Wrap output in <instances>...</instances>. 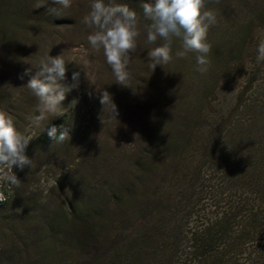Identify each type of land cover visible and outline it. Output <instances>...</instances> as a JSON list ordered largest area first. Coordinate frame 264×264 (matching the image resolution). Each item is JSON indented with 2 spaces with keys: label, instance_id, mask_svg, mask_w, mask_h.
I'll use <instances>...</instances> for the list:
<instances>
[{
  "label": "rangeland",
  "instance_id": "1",
  "mask_svg": "<svg viewBox=\"0 0 264 264\" xmlns=\"http://www.w3.org/2000/svg\"><path fill=\"white\" fill-rule=\"evenodd\" d=\"M116 2L140 11L149 0ZM262 3L205 0V8L217 14L208 37L249 31L248 19ZM68 4L65 8L63 0H0V110L7 111L17 128L32 137L26 149L31 167H13L19 184L10 186V170L0 169V264L64 263L67 249L61 240L65 227L57 212L69 200L95 199L102 207V219L119 228L123 221L140 222L154 211L157 197L168 184L162 181L170 178L172 169H167L170 174L164 171L161 159L184 157L186 164L179 169L188 172L187 163L202 153L198 147L206 137L208 90L206 72L194 69L195 53L151 70L147 52L156 45L146 43L141 27L128 67L129 79L124 86L117 84L103 50L88 44L89 29L81 22L88 0H68ZM178 47L179 41H174L173 50ZM47 54H62L66 61L64 79L58 81L62 88L73 83V71L79 69L83 77L78 88L65 93L55 113L60 116H46L39 126H30L37 100L23 86L37 70L32 66ZM227 55L237 59L236 53ZM219 67L213 66L217 74ZM25 69L30 70L27 76ZM234 69L233 75L237 73ZM231 82H221L216 109L232 104L236 88ZM102 91L110 94L116 106V120L111 117L110 101L102 96L100 103ZM52 126L57 131L50 137L47 132ZM193 127L198 134L188 140ZM61 132L66 139H58ZM182 132L181 143L176 148L169 146L170 137ZM151 152L152 160L146 164L144 157ZM202 192L206 198V188ZM144 206L149 208L144 211ZM199 208H205L206 217V201Z\"/></svg>",
  "mask_w": 264,
  "mask_h": 264
},
{
  "label": "trees",
  "instance_id": "2",
  "mask_svg": "<svg viewBox=\"0 0 264 264\" xmlns=\"http://www.w3.org/2000/svg\"><path fill=\"white\" fill-rule=\"evenodd\" d=\"M248 20L249 31L207 37L212 47L206 137L198 147L202 153L187 163L191 170L180 171L184 157L161 159L164 171H172L162 181L168 184L157 206L138 223L121 222V228L102 219L95 199L61 204L57 213L67 249L62 264H264V62H256L264 3ZM229 53L237 59L226 57ZM223 80L232 81L236 91L229 107L216 109ZM196 134L191 128L188 140ZM183 137L185 132L170 137L169 146L176 148ZM151 153L144 157L146 164ZM205 201L206 217L205 208H199Z\"/></svg>",
  "mask_w": 264,
  "mask_h": 264
},
{
  "label": "clouds",
  "instance_id": "3",
  "mask_svg": "<svg viewBox=\"0 0 264 264\" xmlns=\"http://www.w3.org/2000/svg\"><path fill=\"white\" fill-rule=\"evenodd\" d=\"M68 6V0H63V7ZM81 22L89 29V46L97 51L103 50L105 62L111 68L117 84L124 86V82L129 79L128 67L131 54L137 48L141 27L145 32L146 43L156 45L147 52L151 70L168 64L174 58L182 59L189 53H195V71L201 74L207 72L212 47L207 37L209 29L217 23V14L205 8V0H149L141 5L140 11L130 9L127 4L117 3L116 0H88V11ZM174 41H179L175 51ZM256 62H264V38L256 44ZM65 64L62 54L56 57L47 54L37 65H31L37 70L23 86L37 100L34 114L29 117L30 126H39L46 116H60L55 113L61 107L65 93L69 88H78L83 77L78 68L71 73L73 83L69 88H62L58 83L64 79ZM29 71L25 69L23 75H29ZM18 78L23 79V76ZM102 96L110 101L111 117L115 119L118 112L110 94L101 92V104ZM73 101L75 104L78 102ZM56 131V127L52 126L47 134L51 137ZM58 139H66V133L61 132ZM31 141V135L22 133L14 118L7 111L0 110V169L10 170L7 176L10 186L19 184L13 167H31L32 162L26 156Z\"/></svg>",
  "mask_w": 264,
  "mask_h": 264
}]
</instances>
